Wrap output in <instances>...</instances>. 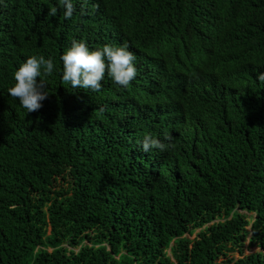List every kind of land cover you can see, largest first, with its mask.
<instances>
[{
	"label": "trees",
	"instance_id": "16d2710c",
	"mask_svg": "<svg viewBox=\"0 0 264 264\" xmlns=\"http://www.w3.org/2000/svg\"><path fill=\"white\" fill-rule=\"evenodd\" d=\"M73 7L0 0V264H264V0ZM73 39L127 44L135 78L72 89ZM33 54L54 68L27 112L7 89Z\"/></svg>",
	"mask_w": 264,
	"mask_h": 264
},
{
	"label": "clouds",
	"instance_id": "9594fccd",
	"mask_svg": "<svg viewBox=\"0 0 264 264\" xmlns=\"http://www.w3.org/2000/svg\"><path fill=\"white\" fill-rule=\"evenodd\" d=\"M64 8V17L73 15V0H60ZM50 15H55V9L50 10ZM62 67L57 69L62 82L67 83L72 89H81L98 92L101 81L105 75L118 87L127 88L135 78V55L128 49L127 44L114 45L106 43L98 48H89L83 39H73L70 46L60 57ZM54 64L51 57L33 54L27 56L18 68L13 72V83L7 89V94L17 99L18 103L31 112L39 109L41 102L46 98L43 80H38L42 74L53 72ZM258 81L264 82V72L256 74ZM165 139L170 140L169 136ZM172 147L161 140L145 135L141 141L144 152L150 149L165 151Z\"/></svg>",
	"mask_w": 264,
	"mask_h": 264
},
{
	"label": "rangeland",
	"instance_id": "374dc122",
	"mask_svg": "<svg viewBox=\"0 0 264 264\" xmlns=\"http://www.w3.org/2000/svg\"><path fill=\"white\" fill-rule=\"evenodd\" d=\"M199 232H200V229H197L196 231H194V233L192 235H187V237L190 240H193ZM259 251H261V249L258 246H253V247L249 248L248 242L246 243V246H245V254L246 255L254 253V252H259Z\"/></svg>",
	"mask_w": 264,
	"mask_h": 264
}]
</instances>
